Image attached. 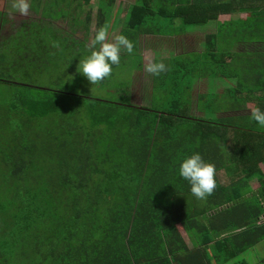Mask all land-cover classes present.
I'll list each match as a JSON object with an SVG mask.
<instances>
[{
	"label": "trees",
	"instance_id": "obj_1",
	"mask_svg": "<svg viewBox=\"0 0 264 264\" xmlns=\"http://www.w3.org/2000/svg\"><path fill=\"white\" fill-rule=\"evenodd\" d=\"M73 1L82 8L90 0H30L41 18L0 40V264H250L239 256L264 240V128L246 110H264V50L235 48L264 44V0L131 2L119 35L134 49L121 52L111 76L142 67V36L163 45L213 25L200 53L153 54L168 70L152 75L149 104L132 102V79L115 88L117 98L67 88L77 75L74 85L93 86L77 72L92 48L54 23L72 16L87 37L92 10L83 19L71 13ZM115 2L98 0L95 35L113 28V14L120 20ZM238 12L247 16L219 20ZM36 75L53 86H37ZM111 76L101 82L107 92ZM198 79L211 85L195 97ZM223 109L235 113L209 115ZM194 152L216 166L215 178L224 170L235 179L228 187L216 178L212 205L200 209L178 175ZM254 178L261 185L252 191Z\"/></svg>",
	"mask_w": 264,
	"mask_h": 264
},
{
	"label": "rangeland",
	"instance_id": "obj_2",
	"mask_svg": "<svg viewBox=\"0 0 264 264\" xmlns=\"http://www.w3.org/2000/svg\"><path fill=\"white\" fill-rule=\"evenodd\" d=\"M134 0H116L115 6H114V12L121 7L122 12L119 15L120 20L116 23L114 18L116 17L115 14L110 19L109 24L113 26V28L109 29L107 32V37L109 41H113L115 36L119 35L120 29L122 27V20L125 17L126 10L131 2ZM30 3V0H29ZM13 0H1V9L5 12V18L6 23L0 27V40L3 38L8 37L11 33H13L16 29H18L22 24H28L33 19H39L41 18V14L35 13L32 9H29L28 15H21L18 11L14 10L12 7ZM98 0H90L88 3H83L82 8L76 6V2L73 1L69 7L71 13L80 15L83 19L85 18L86 12L88 10H92V21L90 23V30L87 33L86 37V31L83 27H78L75 31L73 27V18L72 16L65 17L62 19H58L54 21L55 26L61 28L62 31L65 33H70L72 36L78 40H86L87 45L91 48L92 41L94 40L95 31L98 28V20H97V11H98ZM56 13H54L55 15ZM69 15V14H68ZM67 15V16H68ZM65 36V35H64ZM86 37V38H85ZM160 41V40H159ZM156 44L159 43L158 39H155V37L150 38L149 36H146L145 38L141 37V47H140V54L143 56V65L141 68L136 66L137 59L134 57V60L136 61L134 63V60H131L128 64L129 68H134V70L129 73H125V69H120L122 72L117 77V69L115 72V76H111L112 78L107 81L106 84L112 86L114 91L107 92L105 89L102 88V84L98 83L93 85L92 87L88 86H81L80 85H74L73 83L80 79V76H75V78L72 80V82L68 83L67 88L71 91L76 90V92L79 91V93H82L83 95H94L96 97H114L117 98L119 96L118 92L120 90L116 91L115 88L119 87L121 84H127L131 83L130 91H131V99L132 102L134 101L137 104H149V99L151 97V90H152V74L148 73L146 71V66L154 61V55L149 51V44ZM167 45L170 47V43H167ZM138 64V63H137ZM124 66V65H121ZM132 77V78H131ZM37 86H46L51 87L53 86L54 81L50 80L47 76H38L32 78V80ZM205 87L202 85L201 90ZM74 89V90H73ZM107 89H111L107 88ZM248 112V111H247ZM251 122V119H250ZM246 258L250 262V264H264V240H262L256 247L247 252L242 253L239 256V259ZM228 264H233L231 261Z\"/></svg>",
	"mask_w": 264,
	"mask_h": 264
},
{
	"label": "clouds",
	"instance_id": "obj_3",
	"mask_svg": "<svg viewBox=\"0 0 264 264\" xmlns=\"http://www.w3.org/2000/svg\"><path fill=\"white\" fill-rule=\"evenodd\" d=\"M12 7L26 16L29 13L30 3L29 0H13ZM91 48L90 54L79 60L77 72L95 85L111 76L113 66H118L121 62V52L126 50L132 53L134 45L124 35L115 36L113 41H109L106 30L101 28L97 31ZM167 70V66L162 61L150 62L146 66V71L154 76H159ZM250 117L259 127L264 128V110L256 107L250 111ZM178 175L188 183L191 194L199 200L212 195L217 186L216 166L206 162L199 152H194L180 161Z\"/></svg>",
	"mask_w": 264,
	"mask_h": 264
},
{
	"label": "crops",
	"instance_id": "obj_4",
	"mask_svg": "<svg viewBox=\"0 0 264 264\" xmlns=\"http://www.w3.org/2000/svg\"><path fill=\"white\" fill-rule=\"evenodd\" d=\"M247 16L246 13L244 12H238V13H234V14H224L221 15L219 17V20L222 23L228 22L230 21L232 18H245ZM209 25L206 26H194V27H190L187 29V31L185 33H183L182 35H177L175 37H172L168 40L165 41V43L160 44L156 43V44H149V51L155 55L156 51H162L163 47H168L170 50H174L176 52H190V53H200L203 51L204 49V41H205V36L208 32H212L213 31V25H211V29L208 27ZM150 38H153L154 36L148 35ZM144 38L146 36H143ZM155 39H157V37H155ZM167 43H170V47L167 45ZM252 50H264V44H252V45H244L242 43H240L239 45H237V47L235 48V51H238V53H243L246 54L249 51ZM155 58V57H154ZM246 59V58H245ZM235 80V79H234ZM236 81V80H235ZM230 84H236L234 83V81H231V79L229 80ZM225 79H217L213 85H217L219 86L218 91L219 92H224V87H225ZM202 85L205 87L204 89L201 90ZM209 85H211V83H209L208 79H198L195 84H194V95L195 97L197 96L199 91H204L207 90V88L209 87ZM133 103H135L133 101ZM252 108V107H251ZM194 112L197 115H206L204 112H202L201 110L198 109V107L195 105L194 106ZM218 110V109H217ZM215 110V113H210V116H214V117H224V116H231L233 115L235 112H232L230 109H223L220 111ZM252 109H250L251 111ZM213 111V110H212ZM248 111V110H246ZM250 111H248L250 113ZM262 167L264 168V163H262ZM217 176L216 177L218 179V185L222 184V185H230L231 182L235 181L234 178L232 177H225V171H218L217 172ZM250 189L252 191H255L257 188L260 187L261 185V181L259 178H254L250 183ZM229 187V186H228ZM231 190L233 192H236L234 190V188L227 190L228 193H223V196L225 194V197L228 196L231 192ZM251 195L250 193L247 194V196ZM209 197V196H208ZM208 197L204 200H199L197 198H195V202L192 204L194 206H196L198 209L203 208L205 205H212L211 201H207ZM194 199V196L192 195V200ZM214 211V210H212ZM258 245V244H257Z\"/></svg>",
	"mask_w": 264,
	"mask_h": 264
}]
</instances>
